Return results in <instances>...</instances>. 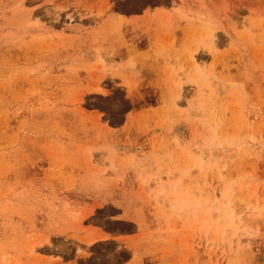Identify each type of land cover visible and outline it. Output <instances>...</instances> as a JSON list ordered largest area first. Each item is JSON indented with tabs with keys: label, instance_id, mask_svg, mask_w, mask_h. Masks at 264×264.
<instances>
[{
	"label": "rangeland",
	"instance_id": "374dc122",
	"mask_svg": "<svg viewBox=\"0 0 264 264\" xmlns=\"http://www.w3.org/2000/svg\"><path fill=\"white\" fill-rule=\"evenodd\" d=\"M228 200L250 234L213 228ZM16 263L264 264V0H0Z\"/></svg>",
	"mask_w": 264,
	"mask_h": 264
},
{
	"label": "bare ground",
	"instance_id": "6f19581e",
	"mask_svg": "<svg viewBox=\"0 0 264 264\" xmlns=\"http://www.w3.org/2000/svg\"><path fill=\"white\" fill-rule=\"evenodd\" d=\"M213 145H216V144L214 143ZM206 158H207V153H205V154L203 153V155L198 159V161H194L193 164L197 162L199 164V166L201 168H203L204 167L203 165L206 162ZM211 161H213V159H211ZM171 187H172V189H171L172 192L175 193V195H173L171 197V200H173L172 201L173 209L175 208L176 215L180 216L181 213L186 212L187 210H189L188 208H191V207L193 208V210L195 212L200 211V210L205 208L206 203L202 204L200 201H196L195 203H192L188 198H181L178 194H176V190H178V188H179V183H176V184L172 185ZM168 188H169V185L165 186L162 193L164 191H166ZM230 206H231V202L228 200V203L226 206H224V203H220L218 208L216 209L217 213L221 212L222 220H224V222L228 225H226V226L222 225L220 223L221 220L219 218V220H217V222H215L213 224V228L215 230L221 229L220 234L222 235V237L226 236L228 234V232H230V231H233L234 236L238 235V233H241L243 235L244 234H250V233L246 232L245 230L240 229V227L237 225V222H238L237 219L238 218H236L235 210L230 208ZM209 210L204 214L203 224H206L211 217L212 207H210ZM108 239L109 238H107L105 240H108ZM33 252H34V249H31L30 253H33Z\"/></svg>",
	"mask_w": 264,
	"mask_h": 264
}]
</instances>
